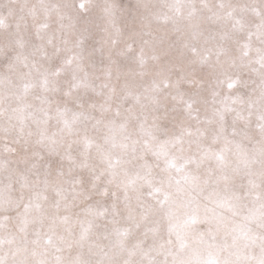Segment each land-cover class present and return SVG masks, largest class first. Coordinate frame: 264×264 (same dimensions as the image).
<instances>
[{
    "label": "snow or ice",
    "instance_id": "snow-or-ice-1",
    "mask_svg": "<svg viewBox=\"0 0 264 264\" xmlns=\"http://www.w3.org/2000/svg\"><path fill=\"white\" fill-rule=\"evenodd\" d=\"M0 264H264V0H0Z\"/></svg>",
    "mask_w": 264,
    "mask_h": 264
}]
</instances>
